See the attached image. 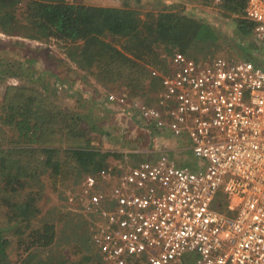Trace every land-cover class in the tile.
I'll return each mask as SVG.
<instances>
[{
    "label": "built area",
    "instance_id": "1",
    "mask_svg": "<svg viewBox=\"0 0 264 264\" xmlns=\"http://www.w3.org/2000/svg\"><path fill=\"white\" fill-rule=\"evenodd\" d=\"M243 17L264 59V0H245ZM166 63L151 70L152 100L108 99L181 147L102 168L67 195L91 220L92 264H264V65L178 48Z\"/></svg>",
    "mask_w": 264,
    "mask_h": 264
},
{
    "label": "trees",
    "instance_id": "2",
    "mask_svg": "<svg viewBox=\"0 0 264 264\" xmlns=\"http://www.w3.org/2000/svg\"><path fill=\"white\" fill-rule=\"evenodd\" d=\"M222 4L227 12L240 14L235 19L237 33L249 35L252 25L241 17L245 0H223ZM20 9L22 15L18 14ZM195 14L194 10L165 9L145 20L126 1L121 6H104L77 0H0V33L64 44L66 57L87 71L98 85L113 88L120 84L130 88L132 96L142 99L151 94L152 100L160 89V79L151 70H164L176 48L185 54L199 43L212 46V54L225 49L221 44L226 40L219 29ZM14 44L19 47L21 41ZM34 90L25 85L8 86L0 103V215L9 227L8 231L0 226V264H92L96 255L89 224L71 208L69 190L77 188L86 175L99 176L102 168L134 165L145 159L144 153L98 149L91 143V136L78 129L85 120L80 109L69 115L55 110L53 104L37 103L35 95L28 92ZM129 112L135 113L138 126L147 128L151 135L164 134L145 123L138 110ZM62 140L70 141L65 151L71 163L56 156ZM37 149L38 154L21 163L24 156L29 158ZM42 155L43 163L38 159ZM110 157L118 158V163L109 162ZM40 163L49 170L52 192L59 191L60 197L59 206L44 211ZM61 185L69 186L68 191H61ZM186 262L191 264L188 259ZM132 264L149 263L142 256Z\"/></svg>",
    "mask_w": 264,
    "mask_h": 264
},
{
    "label": "rangeland",
    "instance_id": "3",
    "mask_svg": "<svg viewBox=\"0 0 264 264\" xmlns=\"http://www.w3.org/2000/svg\"><path fill=\"white\" fill-rule=\"evenodd\" d=\"M77 1L104 6H121L123 2L126 1L128 7L138 10L140 12V17L148 20L152 19L150 15H154L155 17L161 10H187V6L192 0ZM18 14H21V9ZM216 14L215 6L212 5V17ZM225 19L226 17L218 18V20ZM228 21L230 22V20ZM232 31H234V29L230 26L224 30L226 37L229 39H231V34L229 33ZM17 40L21 41V46L19 47L14 44ZM116 45L119 46V43L116 42ZM228 45L229 43L224 41L221 44L225 49L228 48ZM159 50L161 51V46ZM136 60L139 62L142 61L140 58ZM153 64L154 63H150L149 66ZM23 85L28 88H35L34 91L28 92L35 95V101L37 103L44 102L48 106H52L53 104L55 110H60L62 113L69 115L73 110L80 109L79 111L83 113L85 120L78 126V129L81 131L85 130V132L88 133V137L90 138L91 136V143L102 151L119 150L125 154L133 150L141 151L144 153V157L142 156L144 159L147 157L146 153L148 151L157 149L162 150L167 147L174 149L181 147L177 145L175 141L164 136V134H160L161 137L157 134L151 135L147 128L138 126L133 118L135 113L129 112V114H127V111H130L128 107H124L125 109L122 110L121 106H118L114 100L107 101L106 97L109 93L118 97L119 95L125 94L128 99H133L137 96H132L131 94L134 95V92L130 88L126 89L125 86H121L120 84L113 88H109L108 86L103 88L102 85H98V82H96L87 71L80 69L74 61L66 57L64 44L60 45L54 41L45 42L36 38H22L16 35L7 36L0 33V103L4 97V90H6L8 86L16 88ZM147 90H149V88H147ZM143 91L144 90L141 89L140 93H143ZM151 97V94H149L148 98L147 96L141 98L145 101H149ZM131 118H133L134 121H132ZM93 126L95 127L92 129ZM2 130L5 129L2 128ZM69 142L70 141L62 140L57 144L58 146L60 145L59 147L61 148L56 153V156L59 159L71 163L72 158L65 151ZM128 144L133 147L128 146ZM162 144L164 146H162ZM38 150L39 149L32 151L29 158L24 156L21 159V163H25L27 159L31 160L34 154H38ZM156 154L157 152H153V156ZM43 155L38 158L41 163H43V160H41L43 159ZM174 156L179 160L189 159V155L186 152H178L174 154ZM126 159L129 163L130 158L127 157ZM108 161L117 163L119 159L110 157ZM38 171L41 172L38 178L43 181L44 184L43 201H48L42 204L43 211L57 205L59 206L60 197L57 195L59 191L54 193L51 190L48 177L49 170H46L44 165H41ZM78 185L75 187H78ZM68 187L67 185H61L60 190L68 191ZM73 189L76 188H72L71 190ZM78 207L71 208H75L76 210L74 211L77 212ZM78 213L82 215L81 211H78ZM0 222H3L0 226H3L4 229L9 231V227L4 225L5 223L2 215H0ZM12 256L14 257L13 254Z\"/></svg>",
    "mask_w": 264,
    "mask_h": 264
},
{
    "label": "crops",
    "instance_id": "4",
    "mask_svg": "<svg viewBox=\"0 0 264 264\" xmlns=\"http://www.w3.org/2000/svg\"><path fill=\"white\" fill-rule=\"evenodd\" d=\"M223 0H220L218 2L213 1V0H192L191 3L187 6V10H194L196 11L195 17H201L205 22L209 23V25L214 28L219 29V31L223 34L222 39H225L226 42L229 43L228 48L224 49L221 52L212 54V46L201 45L200 43L197 45V47L192 48L188 54L190 57H200L202 59H211L214 57H224L227 60H240V59H245L252 57L256 62H260L264 65V59L262 54L260 53L261 50H259V46L256 43V41L252 37V32L249 35H244L243 34H238L237 32L239 31L237 27L238 21L235 19H238L240 17V14H235L234 12L226 11L224 10ZM212 5L215 6L216 10V15L212 17ZM223 13H228V16H225ZM244 12L242 14V18L244 19ZM226 17L225 20H218V18H224ZM230 20V23L229 21ZM232 21H235L231 23ZM234 29L232 31L230 36L231 39L226 37V33H224V30L229 28ZM227 27V28H226ZM227 32V31H226ZM240 32V31H239ZM203 44V43H202ZM164 136H166L164 134ZM151 152H147L146 156L149 158L151 156ZM118 163V162H117ZM114 164V163H113ZM82 216L87 220L89 226L88 230L90 229L91 226V220L87 218L84 214ZM90 231V230H89ZM88 231V234H89ZM186 262V261H185ZM191 263V261H189ZM187 263V262H186Z\"/></svg>",
    "mask_w": 264,
    "mask_h": 264
},
{
    "label": "clouds",
    "instance_id": "5",
    "mask_svg": "<svg viewBox=\"0 0 264 264\" xmlns=\"http://www.w3.org/2000/svg\"><path fill=\"white\" fill-rule=\"evenodd\" d=\"M213 1H215V0H213ZM219 1H220V0H219ZM109 94H110V93H109ZM109 94H108V95H109ZM107 97H108V96H107ZM108 100H109V99H107V101H108ZM109 101H110V100H109Z\"/></svg>",
    "mask_w": 264,
    "mask_h": 264
}]
</instances>
